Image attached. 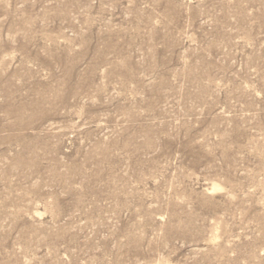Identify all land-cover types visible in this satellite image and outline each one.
<instances>
[{
    "label": "rangeland",
    "instance_id": "obj_1",
    "mask_svg": "<svg viewBox=\"0 0 264 264\" xmlns=\"http://www.w3.org/2000/svg\"><path fill=\"white\" fill-rule=\"evenodd\" d=\"M0 264H264V0H0Z\"/></svg>",
    "mask_w": 264,
    "mask_h": 264
}]
</instances>
